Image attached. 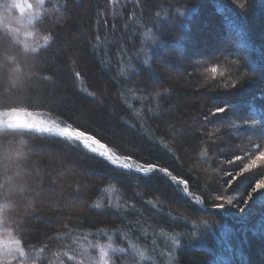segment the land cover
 Here are the masks:
<instances>
[{"label": "trees", "instance_id": "1", "mask_svg": "<svg viewBox=\"0 0 264 264\" xmlns=\"http://www.w3.org/2000/svg\"><path fill=\"white\" fill-rule=\"evenodd\" d=\"M237 2L247 11L233 0H49L31 28L33 47L0 25V113L42 112L115 155L177 177L124 171L67 138L0 128L1 228L32 254V262L74 264L85 258L82 245L111 243L116 264H134L128 243L151 250L156 242L167 250L160 235L176 234V264H261L262 224L240 226L214 210L222 202L208 173L212 154L223 148L217 121L229 107L239 104L252 122L264 124V97H252L258 90L247 88L252 75L264 73V0ZM207 21L218 27L228 50L212 54L216 62L197 61L202 73L193 74L195 29ZM178 58L186 79L168 72L159 88L153 73L162 77V68L174 67ZM238 80L244 81L232 87ZM220 107L223 113L216 112ZM201 151L207 155L196 160ZM70 167L84 177L81 185L67 174ZM52 179L67 191L64 203L74 202L69 214L45 204L42 193L56 191ZM181 180L193 197L177 184ZM205 219L216 229L203 239L198 223ZM217 224L229 229L225 237Z\"/></svg>", "mask_w": 264, "mask_h": 264}, {"label": "rangeland", "instance_id": "2", "mask_svg": "<svg viewBox=\"0 0 264 264\" xmlns=\"http://www.w3.org/2000/svg\"><path fill=\"white\" fill-rule=\"evenodd\" d=\"M48 1L49 0H0V25L13 30L19 36L20 41L24 46L33 47L36 45V42L33 38L31 28L35 21L41 16ZM262 5L264 11V3ZM262 17L263 15H261V18ZM209 23L210 21H207V23L204 22L201 27L197 26L198 28L195 29L198 39L197 52L196 55H190L193 64V74L202 73L200 69L201 67L203 69L202 65L197 67L194 66L197 61H201L200 64H203L207 59L211 62H216L212 61V54L215 53L214 57H216V55H219V53L224 54L226 50H228L227 45H222L221 43V35L218 31V27L215 26L210 28L212 23ZM206 24L209 25L205 27ZM44 42H47L45 38L43 39V43ZM172 49L174 51L177 49L176 42L172 45ZM140 55L141 56L139 57H142V53H140ZM162 55L168 57V53L165 50L162 51ZM182 64L183 62L180 59L175 63L174 67L168 66V64L165 65L162 68V77H157L153 73V77L157 86L164 89L165 75L168 72H172V75L183 77L184 74L182 70L178 69L182 66ZM222 73H224L226 76L227 73L228 76L230 74L226 69H224ZM262 75L263 79L260 80L259 78ZM185 82L187 84L188 81L186 80ZM247 88L258 90V95L254 96L253 94L252 97H264V73L259 72L252 75V81H249V86H247ZM96 98L98 99V97ZM234 99H237V97ZM233 108L234 109H231V107H229L227 109L228 115L217 121V124L221 128L219 127L216 131L215 129L209 130V133L211 132L210 134L215 131V133L218 135L216 136L220 141V146L223 147L219 153H216V155L212 154V158H214V167L208 169L209 176L215 178L214 180L218 186L219 193L216 200L222 202L220 203L221 205H218L213 209L217 211H223L222 214L225 217H229L231 222L234 224L238 223L240 226L253 225L254 227L256 222H259V224H262L259 226L263 229L262 235L264 236V187H257L261 181H264V124L258 125L257 123L252 122L250 116L247 115V112L239 108V104ZM36 115L42 117L45 120L54 121L49 119L42 112L27 110H21L7 116L0 113V121L6 122L7 120L19 118L26 122H35ZM0 128L9 129L7 127ZM18 129L26 130V128L23 127ZM143 134L145 137L147 136L144 130ZM85 135L87 136V134ZM68 140L75 141L83 146L86 150L90 151V149L84 146L83 141L78 142L73 139ZM100 143L103 144L102 142ZM94 147H97L96 149H98L99 152L104 151V149L100 148L99 144L94 145ZM95 154L98 155L97 152ZM194 158L196 160H202L203 157L199 153L196 154ZM122 170L137 173L134 170ZM67 174L70 177H74V179H76L75 184L77 185H81L79 181L84 180V177L80 178L79 176L81 175L78 176L76 171L71 167L70 170H67ZM57 181L59 182L58 179ZM57 181L53 180V182L56 183V191L53 192L50 190L49 192L44 191L42 193L45 204L48 205L53 212L60 211L62 213L69 214L73 207L71 204L74 202L64 203L63 200L65 199V195H67V191H64V189L62 190V185H60V183ZM113 192L114 191L112 190L107 193L113 194ZM36 197L37 196L34 195L35 199ZM193 199L198 205H200V207H203L202 202L198 197H194ZM23 200L27 202L26 199L23 198ZM47 200L50 202V205L47 204ZM78 204L76 203L77 206ZM79 206L82 207L83 204L81 203ZM161 206L164 207L163 204ZM37 207L38 206H36V208ZM186 222L189 223V225L191 223L190 221ZM214 223L215 221H208L206 219L199 221L198 229L200 230L199 233H201L203 239H206V237L214 233L216 229V225L213 226ZM217 225L219 229L218 233L225 237L229 229L225 230L227 228L225 224ZM191 226L194 227V225ZM254 230L257 231V229ZM160 236L163 238L162 245L166 247L167 250H164L161 245L157 246L156 242H153L151 245V250H148L146 247L142 246L136 247L132 243H128L127 248L132 252L129 253L132 256V263L143 264L144 261H151L153 264H176V251L178 249L177 247H179L177 246L178 235H169L167 237L164 235ZM194 238L196 239L195 236ZM219 242L220 241L217 240V243ZM86 244L87 245H82L79 248L83 252H86L85 258H77L78 261L74 260V264H116L115 261L112 260V255L116 252L114 245L111 243ZM260 251L263 256L262 259H260L261 264H264V245L261 246ZM151 252L156 253V255L153 256ZM104 253L107 255H104ZM31 258H34L32 254L27 253L22 248L20 242L10 232L2 230L0 223V264H36V262L31 261Z\"/></svg>", "mask_w": 264, "mask_h": 264}, {"label": "snow or ice", "instance_id": "3", "mask_svg": "<svg viewBox=\"0 0 264 264\" xmlns=\"http://www.w3.org/2000/svg\"><path fill=\"white\" fill-rule=\"evenodd\" d=\"M46 40H49V37L46 38ZM218 69L217 67H212L210 69V72L215 74L217 73ZM225 111V108L220 107L216 109L217 113H223ZM26 130L28 131H34L39 134H50L55 135L67 139H76L78 141H83V144L86 148L90 149L91 152L96 153L97 149L94 147V145H100V148L104 149V151L99 152L98 155L105 158L108 162H110L112 165L122 168L125 170H134L137 173H142L145 176L152 173L153 171H159L163 172L166 175L171 176V179L173 181L177 180V177L172 175L166 168H158L155 164H143V163H136L134 160H132L129 156H118L110 152L108 148L105 147V145L101 144L99 140L93 138L91 135H85L83 131H73L70 126H61L55 121L45 120L42 117H39L36 115L35 122H29L25 125H23ZM201 156H206V151L200 152ZM180 184H184L185 181L181 180L179 181ZM257 187H264V181H261L260 184L257 185ZM120 252H123L124 249H119ZM104 255H107L104 253Z\"/></svg>", "mask_w": 264, "mask_h": 264}, {"label": "water", "instance_id": "4", "mask_svg": "<svg viewBox=\"0 0 264 264\" xmlns=\"http://www.w3.org/2000/svg\"><path fill=\"white\" fill-rule=\"evenodd\" d=\"M12 122H16L15 124H11ZM20 123V124H18ZM29 122H25V121H22V119H14V120H7L6 122H2L0 121V127H7V128H10V129H18V128H25L23 125L27 124ZM34 132V131H33ZM36 133V132H34ZM39 134V133H38ZM73 140H76L73 138ZM78 141V140H76ZM78 142H82V141H78ZM97 153H99V150L97 149Z\"/></svg>", "mask_w": 264, "mask_h": 264}, {"label": "clouds", "instance_id": "5", "mask_svg": "<svg viewBox=\"0 0 264 264\" xmlns=\"http://www.w3.org/2000/svg\"><path fill=\"white\" fill-rule=\"evenodd\" d=\"M233 3L236 4L237 7H238L242 12H246V11H247V6H246V5H245L243 8H241V7L239 6V3L237 2V0H233ZM242 83H243V81L238 80L236 84H233V85H232V87H236V86H238V85H240V84H242Z\"/></svg>", "mask_w": 264, "mask_h": 264}, {"label": "bare ground", "instance_id": "6", "mask_svg": "<svg viewBox=\"0 0 264 264\" xmlns=\"http://www.w3.org/2000/svg\"><path fill=\"white\" fill-rule=\"evenodd\" d=\"M97 148V147H96ZM100 149V148H99ZM102 151V150H101Z\"/></svg>", "mask_w": 264, "mask_h": 264}]
</instances>
